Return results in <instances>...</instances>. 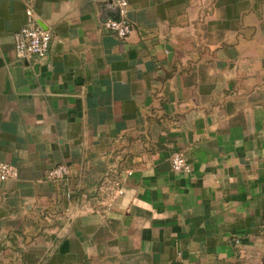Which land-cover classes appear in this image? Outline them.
I'll return each mask as SVG.
<instances>
[{"label": "crops", "instance_id": "0c3cea01", "mask_svg": "<svg viewBox=\"0 0 264 264\" xmlns=\"http://www.w3.org/2000/svg\"><path fill=\"white\" fill-rule=\"evenodd\" d=\"M24 6L0 0V264H264V0H128L125 39L112 0H33L50 50L18 59Z\"/></svg>", "mask_w": 264, "mask_h": 264}, {"label": "built area", "instance_id": "2783aa9c", "mask_svg": "<svg viewBox=\"0 0 264 264\" xmlns=\"http://www.w3.org/2000/svg\"><path fill=\"white\" fill-rule=\"evenodd\" d=\"M25 4V23L13 33V51L18 59L29 56L45 57L50 50L51 33L38 25L34 16L33 0H22ZM118 7L120 18L108 19L101 23L103 32L112 33L121 39H125L133 30V24L128 18V0H112ZM171 168L176 172H189L190 165L185 155L176 151L172 153ZM17 169L14 165L0 160V179L6 180L17 176ZM69 175L68 166L59 163L48 169L46 178L51 182H60L67 179ZM70 197V191L66 193ZM261 227L264 230V211Z\"/></svg>", "mask_w": 264, "mask_h": 264}]
</instances>
